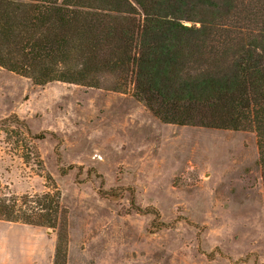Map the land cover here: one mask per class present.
<instances>
[{"label": "rangeland", "instance_id": "rangeland-1", "mask_svg": "<svg viewBox=\"0 0 264 264\" xmlns=\"http://www.w3.org/2000/svg\"><path fill=\"white\" fill-rule=\"evenodd\" d=\"M11 117L46 138L25 161L0 125V186L57 187L67 264H264L253 132L164 124L131 89L37 86L0 68V120ZM57 232L0 221V264H53Z\"/></svg>", "mask_w": 264, "mask_h": 264}, {"label": "trees", "instance_id": "trees-1", "mask_svg": "<svg viewBox=\"0 0 264 264\" xmlns=\"http://www.w3.org/2000/svg\"><path fill=\"white\" fill-rule=\"evenodd\" d=\"M0 68L37 86L131 89L164 124L251 131L264 192V0H0ZM11 124L13 150L39 161L46 135L0 120ZM52 188L0 186V221L57 229L53 264H67V210Z\"/></svg>", "mask_w": 264, "mask_h": 264}]
</instances>
